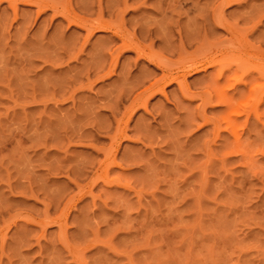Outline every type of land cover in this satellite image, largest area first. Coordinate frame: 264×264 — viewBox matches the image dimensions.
<instances>
[{"label":"rangeland","instance_id":"obj_1","mask_svg":"<svg viewBox=\"0 0 264 264\" xmlns=\"http://www.w3.org/2000/svg\"><path fill=\"white\" fill-rule=\"evenodd\" d=\"M24 1L0 0V264H264V102L232 80L250 67L228 77L231 109L193 96L214 89L206 67L185 74L190 97L171 83L131 110L159 69L61 16L122 18L174 72L227 43L217 0H44L56 15ZM240 2L224 16L260 45L264 0Z\"/></svg>","mask_w":264,"mask_h":264},{"label":"bare ground","instance_id":"obj_2","mask_svg":"<svg viewBox=\"0 0 264 264\" xmlns=\"http://www.w3.org/2000/svg\"><path fill=\"white\" fill-rule=\"evenodd\" d=\"M6 1H8V3L11 6L14 5V4H12L13 0H6ZM14 1H16V0H14ZM123 1L125 2V0H123ZM187 1H189V0H187ZM24 2H27L28 4H31V5L33 4L34 6H36L37 7L36 9H38L37 10L38 12H40V11L42 12L47 7H49L52 10V12H53L52 14L53 15H56L58 13H61V12L58 11V8H56V6H54V4L47 3L44 0H25ZM207 2H209V1H207ZM19 3H20V1H19ZM143 3L145 4V2H143ZM143 3H140V5L143 4ZM212 3L213 2H211V4H210L212 7H209V9L213 8V11H211L212 9L210 10L212 12V14L210 13V16H209L210 19H211V21H209V20L208 21H209V23L211 25L212 24L213 25L216 24L215 26L218 25L219 27L223 28L224 31H226L229 34L228 38H226V42L227 43L224 44V40H225V38H224L223 40H220L221 41V44H223V45L220 44V46H219L217 44L218 47H217V45H214V46H216L214 48H212L211 45H210L211 48H209V49H208V47H207L208 45H207L206 47H207L208 50L205 49L206 51H204V49H203L204 53L203 54L200 53L199 54V58L198 57L197 58H192L191 57V59H189V60L185 61L184 63H182L180 65V67L178 68V70L176 69V71H174V72L171 71L173 68L170 69L169 68L170 66L167 67L164 63L160 62L158 60V58H159L158 56H154L153 55L155 57L154 58L152 55H149L147 51L146 52L144 51L143 46H140L137 43L138 41L135 42V40H132V39L129 38L133 33L130 36H128L129 35L128 34L129 32L127 33L128 35L125 33V31L123 30V29H125V28H123L124 24H123V26L121 24V22L123 23V21H124V20H122V18L120 19L121 21L119 19H118L119 21L116 20V22H118V24L113 23V21L109 23V21L108 22L107 21H104L101 18H99L98 16H97L98 19L97 18H94V20H92V18L87 19L84 16H83L84 18L83 17H80V16L78 17L76 14H75L76 15L75 16L74 13L72 12V10L70 11L68 9L65 10L64 12H62L61 13V16L63 17V19H65L66 21H68L69 24L72 23L75 26H78V27L84 29L86 31V33H87V36L92 35L94 32H100V31H102V32H109L110 33V37L109 38L111 39V41L113 40V38H115V39L117 38V39L120 40V45L118 46V48H120V49H122L124 51L125 50H132V51H134L135 54H136V57L147 59V61L153 63L156 66V68L159 69L160 73L158 75H156V74L152 75L153 77L150 79L152 81L148 85H146V87L142 88L141 91L138 92L132 98V100H130L128 106L131 107V110L132 109L135 110V108H137L139 106L142 107L143 109H146L147 99L150 98L151 96H153L155 93H161V94L165 95V87H167L171 83H175L176 84L177 88L183 94V96L190 97L189 96V93H188V91H190V90L188 89V86H187V83H186V76H185V74H187L188 72H191V71L192 72H194V71L196 72V71H199V70H203L206 67H208V68L209 67L215 68L214 69L215 71H213V73L215 72L213 74V76H215V74H216V76H215L216 79L213 82V84H214V87L213 88L214 89L211 87V89H213V90H210L209 89V90L201 91L200 93H195L196 95L193 94V96L195 98H198V100H200V103H201L202 106H200V103L198 105L201 107V109L203 108V106H206V105H210V106H212V105H215V106L222 105L224 107L223 111H225L228 108L231 109L232 108L231 107L232 106V101L234 100V98H233V95H231V93H229V91H231V90H229L228 87L233 90L234 87H235V84H233V83L231 84L232 81H230V79H229L231 77L230 75H231V73H232V75H233V73H236L234 71L237 70V69H245L247 65L250 67V71L247 73V79H246V76L243 77V78H245V80L240 77V75L242 74V72L239 70L241 72L240 75H239V77H236V75L234 77L232 76L233 77L232 80L233 81L235 80L236 83H240V85H242L244 88H247V92L246 93L248 95H250V94L253 95V96L257 95V97H255V99L257 98L256 100H257V105H258L260 102H264V96H262V95H264V82H261L262 80H264V50H262L261 47H260V45H262V43H264V35H262V39L260 40L261 41V44L255 46L254 44H251L250 43L251 41L250 42H247L246 41V38L243 39L245 36L242 37V34L243 33L241 34V32L239 31V28H237L238 26H236V24H234L235 23V22H233L234 19H233V21H232L233 23H232V22H230L229 20H227L225 18V16H224V8H225V6L235 5V6L238 7V5H241L242 4V2H240V0H217V2H215V4H216L215 7L217 6L216 8H214V4L212 5ZM249 3H250V1H249ZM255 3H257V2H255ZM191 4H193V3H191ZM193 5L195 6V4H193ZM210 5L208 4V6H210ZM257 5H259V4H257ZM262 5H264V3H262ZM243 6H245V5H243ZM253 7H254V5H253ZM253 7H251V10L253 9ZM262 7H264V6H262ZM173 8H175V7H173ZM193 8H195V7H193ZM203 8L206 9L205 7H203ZM200 9H202V8H200ZM207 9H208V7H207ZM256 9H257V7H256ZM208 10L206 11L207 14H209L208 13L209 12ZM261 10H262L261 11V14H262V12H264V9H261ZM196 11H197V9H196ZM199 11L200 10L198 9V12ZM245 11H246V9H245ZM245 11H243V12H245ZM184 12L187 13V11H184ZM200 12L202 13L203 12V9ZM236 12H238V10ZM241 12H240V14H236V13L234 14V12L231 13V14L235 15V17L238 15V17H240V19L245 20L246 22H247V20H246L247 18H250L251 17L253 19L254 16H256L255 18H257V15H255V14L258 13V12L253 11V12H255V14L253 13L254 16H253V14H252L251 11H250L251 13L249 12L250 14H248V15H245V14H243V12L242 13ZM98 14H99V12H98ZM117 14H118V12H117ZM117 14H116V16H117ZM198 14L200 15V13H198ZM199 15H197V16H199ZM228 15H230V14H228ZM259 17H261L260 14H259ZM205 22H207V21H205ZM255 22H256V24L253 22V24L251 26V30L252 29L253 30L258 29L257 28V23L259 22V20L255 21ZM211 25H210V28H211ZM121 26H122L123 29L121 28ZM194 32H193L192 36H194V34H195ZM211 32L212 31H210L209 33H211ZM262 34H264V33H262ZM132 36H134V35H132ZM200 36H202V35H200ZM253 36H254V34H253ZM258 36H260V35H258ZM203 39H204V37H203ZM206 39H207V37H206ZM85 40H86V38H85ZM209 44H211V43H209ZM212 45H213V43H212ZM202 46L203 45H201V48H205L204 47L205 45L203 47ZM199 51H201V50H199ZM156 57H158V58H156ZM232 65H234L235 68ZM248 68H246L245 70H247ZM245 70H243V71L245 72ZM147 73L146 74L143 73L142 76H140V80L138 79L139 81H137V83L135 82V84L132 87L135 88V85H138L139 86L141 83L143 84L144 83L143 82L144 81V78H149L148 76H149V74H151V73H148V74ZM227 79H229V83L230 84L229 83H226V85L223 86V84L227 81ZM226 86H227V88H224ZM126 94H128V93H126ZM200 107H198V110H199ZM235 107L236 106H234L233 108H235ZM234 111L235 110H233V112ZM225 113H222V114H225ZM230 113H232V112H230ZM233 114L236 115V113H233ZM226 115H228V114H226ZM226 115H224V117ZM224 119L226 120L225 123L228 122V121L229 122H232L233 121V123L236 122V119L235 118L234 119L231 118V115L230 116H226ZM211 124H212V122H211ZM226 125H229V124L227 123ZM232 127H234V125ZM229 130H230V128H229ZM124 135H125V133H124Z\"/></svg>","mask_w":264,"mask_h":264}]
</instances>
